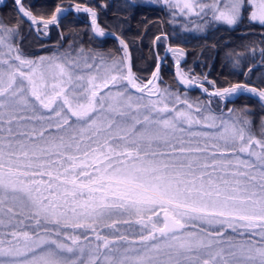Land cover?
<instances>
[{"label":"snow or ice","instance_id":"snow-or-ice-1","mask_svg":"<svg viewBox=\"0 0 264 264\" xmlns=\"http://www.w3.org/2000/svg\"><path fill=\"white\" fill-rule=\"evenodd\" d=\"M13 3L17 23L0 19V226L31 219L42 231L0 233V264H264V116L258 139L247 108L228 109L238 115L217 124L199 104L161 91L153 83L164 59L158 53L152 78L138 83L128 44L112 33L123 54L110 64L105 57L111 50L95 52L92 64L85 56L84 68L95 66V74L74 75L78 61L23 58L12 43L20 22L26 18L30 28L47 34L65 9L57 5L45 15L23 0ZM152 3L199 15L193 0ZM199 8L211 9L212 19L228 26L247 18L264 27V0H212ZM75 11L89 14L96 36L106 35L94 8L77 3ZM164 39L157 35L153 43ZM166 51L176 57L181 82L194 84L179 71L184 49ZM242 55L228 54L234 67ZM118 85L122 90H110ZM240 93L264 102V87L249 83L210 95ZM197 126L215 131H193ZM133 223L140 226L138 237L99 231ZM229 229L234 235L226 237ZM77 231L91 233L95 245L88 247ZM120 243L129 246L113 247Z\"/></svg>","mask_w":264,"mask_h":264},{"label":"trees","instance_id":"trees-1","mask_svg":"<svg viewBox=\"0 0 264 264\" xmlns=\"http://www.w3.org/2000/svg\"><path fill=\"white\" fill-rule=\"evenodd\" d=\"M23 3L26 7L32 5L34 12L39 11L45 15L57 5L69 3H86L94 7L98 12V23L101 27L105 31L116 32L128 44L132 55V71L139 78L149 76L156 64L157 53L160 56L168 41L170 44H178L185 48L186 57L181 62L183 67H191L194 71L210 77L216 86L246 82L264 87L260 82L264 78V55L261 53V49H264V27L256 22H249L247 18L238 26H228L210 17L204 29L195 31L182 28L181 22L173 19L168 7L142 0H23ZM84 18L86 13L64 11L60 15L59 26H49L47 34L43 29L37 32L21 21L22 36L14 41L25 55L34 57L42 52L52 53L62 51L64 48L79 47H83L86 52L89 49L94 50L88 52L91 57L95 52L106 53L111 50L113 55L106 58L123 52L118 40L113 36H95ZM0 19L6 24L17 23L18 17L14 11L13 0H4L0 4ZM157 35H165L166 39L154 44L153 40ZM229 53H243L238 67L233 66V58L228 56ZM249 67L253 70L245 76L244 73ZM158 82L161 91L171 89L169 93L179 94L182 100L189 98L197 102L203 108L202 113L213 110L218 114H225L230 108L249 109L251 131L258 139L261 138L260 118L264 116V105L250 95L236 94L226 100L210 95L212 99L208 100L199 88H185L176 82L173 62L169 55L161 62ZM171 99L174 100V96ZM232 115L237 116L238 113L234 112ZM116 119L120 121L119 116ZM22 228L42 231V228H35L31 219L25 220ZM137 229H140L139 225Z\"/></svg>","mask_w":264,"mask_h":264},{"label":"rangeland","instance_id":"rangeland-1","mask_svg":"<svg viewBox=\"0 0 264 264\" xmlns=\"http://www.w3.org/2000/svg\"><path fill=\"white\" fill-rule=\"evenodd\" d=\"M4 0H0V4L3 2ZM144 2H147V3H151V4H158V3H152V0H142ZM194 4L197 5V8H196V11L199 12V15H196V14H184V13H180L178 9H170V13L171 15L173 16V19H176L179 23L181 22V26L182 28H190L192 30H195V31H201L202 29H204L206 27V25L208 24V21L210 20V17L212 18V10L211 9H205L203 12L200 11V8H199V5H204V4H210L212 3V0H193ZM69 5H72L75 7V3H69V4H65V5H60L62 8L65 7V6H69ZM163 5V4H161ZM89 7H92L90 5H88ZM165 6V5H163ZM167 7V6H166ZM94 8V7H92ZM55 9V8H54ZM65 9V8H63ZM95 9V8H94ZM96 10V9H95ZM65 11H72L73 13L77 14L76 12H74L73 10L71 9H65ZM97 11V10H96ZM175 13V14H173ZM61 15V14H60ZM88 17H89V14L86 13V18H84L87 23L88 22ZM25 20V21H24ZM23 20V22L29 26V22L27 21V19L25 18ZM186 20V21H185ZM6 24V23H5ZM189 24V25H188ZM9 26H13L15 24H7ZM90 25V23H89ZM101 26V25H100ZM30 27V26H29ZM91 27V25H90ZM21 29V27H20ZM35 30V28H32ZM41 29H43L41 27ZM92 31V30H91ZM93 33V32H92ZM94 34V33H93ZM95 35V34H94ZM22 36V33L19 31V36L16 38L17 40L20 39V37ZM96 36V35H95ZM99 37V36H97ZM167 42V41H166ZM12 43L16 46H18V44L13 40ZM169 43V42H168ZM170 44V43H169ZM166 45V44H165ZM171 45H176L178 46L179 48L181 47L180 45L178 44H171ZM19 47V46H18ZM165 47V46H164ZM183 48V47H182ZM20 49V47H19ZM80 49L81 47L79 48H72V49H68V48H64L62 49V51H59V52H52V53H48V52H42V53H39L37 54L35 57L34 56H29V55H25L22 50L20 49V54L22 55L23 58H26V59H32V60H38L39 57H47V58H52V60H54L55 62H59V63H66L68 60H73V61H78L79 62V67L75 69L74 71V75H89V74H95L96 73V68L95 66L89 70V69H85L84 68V63H85V60H84V57L87 56L88 59H87V63L89 64H92L93 61H92V57L89 56L88 52H86L84 50L83 53L80 52ZM0 51H5L3 49H0ZM123 51V50H122ZM163 51V50H162ZM162 53V52H161ZM123 52L120 54V55H116V56H113L111 58H106L105 57V62L107 64H110L111 63V60L115 57V58H119L120 56H122ZM161 55V54H160ZM171 59H172V62H173V71H174V64H175V61H176V57H174L172 55L171 52H169L168 54ZM186 57V56H185ZM4 58H7V54H5V57ZM165 58V57H164ZM158 59V58H157ZM164 60V59H163ZM183 60V59H182ZM181 60V62H182ZM50 61H45V63H48ZM157 62V61H156ZM96 64H99L100 63V60L97 59L95 61ZM4 67V69L6 70V66H2ZM154 68V67H153ZM177 69V68H176ZM24 71H28L27 68L25 69H22ZM153 70V69H152ZM178 71V69H177ZM179 71L182 72L184 74V76L188 79H194L196 82H199V83H204L206 86L205 87H201V86H190V87H185V88H193V87H197L199 88L200 90H202L204 93H205V98H207L208 100H211L212 98L210 97V92L207 91L205 92L204 89H217V88H223L224 86H216L215 83H209V82H213V80L210 78V77H207L205 76L204 74H200L199 72L197 71H194L191 67H183L181 65V63L179 64ZM100 72L103 73V68L100 69ZM152 72V71H151ZM160 72V71H159ZM135 73V72H134ZM151 74V73H150ZM149 74V75H150ZM136 75V73H135ZM137 77V76H136ZM149 77V76H148ZM147 77V78H148ZM137 82L138 83H143L145 80H147V78H139L137 77ZM174 79L176 80L175 78V74H174ZM180 79V77H179ZM159 80V79H158ZM153 82L159 89H160V83L158 82ZM176 82L178 83V81L176 80ZM195 82V83H196ZM233 83H246V82H233ZM179 84V83H178ZM231 84V83H230ZM250 84V83H249ZM180 85V84H179ZM193 85V84H192ZM229 85V84H227ZM253 85V84H252ZM182 86V85H181ZM255 86V85H253ZM257 87V86H256ZM110 90L112 92H116V91H119V90H122V85H118L117 87L115 88H110ZM161 90V89H160ZM107 91H109V89H104L102 90V94L103 93H106ZM171 89H167V92H170ZM131 94L132 95H137L136 91L135 90H131ZM240 94H243V93H240ZM249 95V94H248ZM251 96V95H250ZM233 97V96H232ZM232 97H228V98H232ZM253 97V96H251ZM211 98V99H210ZM228 98H224L222 100H226ZM255 99H257L256 97H253ZM189 98H187L188 100ZM258 100V99H257ZM189 102H191L194 106L197 105L198 103L195 102V101H192V100H188ZM259 101V100H258ZM260 102V101H259ZM261 103V102H260ZM179 107V106H177ZM203 110V108H201ZM211 113L212 115H215L218 119H217V124L220 123V120H233L236 115H232V114H229V113H225V114H218V112L216 111H207V112H203L204 115H207ZM28 115H31V113H27ZM40 114H44L46 115L47 113L44 112L43 110H41ZM37 127H39V123L36 124ZM193 131H212L214 132L215 130L213 129H207V128H203L201 126H197L195 128H193ZM242 158L244 159H251L253 162L255 161V158L252 157V158H249L247 154H242ZM126 217H120L119 219H124ZM20 217H17V220H19ZM201 226V225H200ZM206 228L208 231H219L220 229L218 227H215V226H210V228H207V225H202L201 227ZM17 228V230H27L29 231L27 228H22V225H16V223L14 222L12 225H9L7 227H4V226H0V233H5V232H11L13 230V228ZM118 228H119V231H115L113 229H107V228H100L99 231H100V234L103 235V236H108V237H114V236H118L120 235L121 233H123L124 235H127L129 236V238H134V237H138V235L140 234V229H137L138 228V225H136L135 223H133L132 225H118ZM189 230H193V229H189ZM75 235H78V236H81V239H82V242L85 243L88 247H93L96 243L95 241V238L94 236L91 234V233H85L83 234V232H80L78 231L77 234ZM84 235H88L89 236V240L88 241H83V236ZM234 235L232 233V231L229 229L227 230V233H226V237L227 236H232ZM129 245L126 244V243H120L118 245H113V247H119L121 249L123 248H126L128 247ZM137 247H139V245H137ZM85 259H87V255L85 256ZM102 259V257H101Z\"/></svg>","mask_w":264,"mask_h":264},{"label":"water","instance_id":"water-1","mask_svg":"<svg viewBox=\"0 0 264 264\" xmlns=\"http://www.w3.org/2000/svg\"><path fill=\"white\" fill-rule=\"evenodd\" d=\"M63 8H65V9H71V10H73L74 12H76L75 11V7L74 6H72V5H69V6H65V7H63ZM77 13V12H76ZM97 20H98V12H97ZM88 22L90 23V25H91V22H90V16L88 17ZM106 32V35L108 34V33H112V34H114L116 37H120V38H122L120 35H118L116 32H113V31H105ZM94 33V32H93ZM95 34V33H94ZM105 35V36H106ZM110 36H112V35H110ZM123 39V38H122ZM126 42V41H125ZM168 47H178V46H176V45H171V44H169L168 43V41L166 42V45H165V47H164V49H163V51H162V53H161V55H160V57H165L166 55H168L169 54V52L168 51H166V49L168 48ZM180 48H182V47H180ZM182 49H184V52H185V55H184V57L182 58V59H184L185 58V56H186V50H185V48H182ZM128 50H129V48H128ZM129 52H130V50H129ZM181 59V60H182ZM163 61V60H162ZM162 61H159V63H160V65H161V62ZM157 63H158V59H157V62H156V64H155V66H154V68H153V70H152V72L156 69V66H157ZM180 63H181V61H180ZM177 65H176V63L174 64V74H175V78H176V80L178 81V83L180 84V85H182V86H185V87H190V85H185V84H183L182 82H181V80L179 79V76L177 75ZM160 71V70H159ZM152 72H151V74L149 75V77L147 78V80H145L143 83H140V84H146L147 82H148V80L149 79H151L152 78ZM155 82H157V80H155ZM201 84L203 85V87H205L206 85L204 84V83H199V82H196V83H194L193 85H191V86H201ZM227 86H229V85H226V86H224V87H227ZM134 90V89H133ZM210 93H212V92H214L215 91V89H209L208 90ZM244 94H247V93H244ZM249 95H251V94H249ZM251 96H253V95H251ZM253 97H255V96H253ZM258 100H259V98L258 97H256ZM260 101V100H259ZM261 102V101H260ZM263 105H264V102H261Z\"/></svg>","mask_w":264,"mask_h":264}]
</instances>
